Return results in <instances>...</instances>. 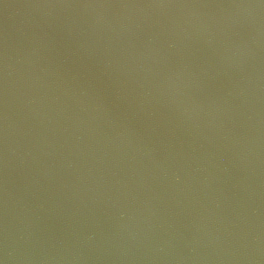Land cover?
I'll return each mask as SVG.
<instances>
[{
    "label": "water",
    "instance_id": "95a60500",
    "mask_svg": "<svg viewBox=\"0 0 264 264\" xmlns=\"http://www.w3.org/2000/svg\"><path fill=\"white\" fill-rule=\"evenodd\" d=\"M0 264H264V0H0Z\"/></svg>",
    "mask_w": 264,
    "mask_h": 264
}]
</instances>
